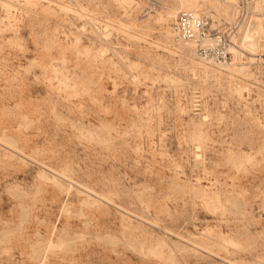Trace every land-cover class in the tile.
<instances>
[{"label": "rangeland", "instance_id": "374dc122", "mask_svg": "<svg viewBox=\"0 0 264 264\" xmlns=\"http://www.w3.org/2000/svg\"><path fill=\"white\" fill-rule=\"evenodd\" d=\"M238 1L203 0L219 66L174 39L175 0H0V264H264V39Z\"/></svg>", "mask_w": 264, "mask_h": 264}, {"label": "built area", "instance_id": "2783aa9c", "mask_svg": "<svg viewBox=\"0 0 264 264\" xmlns=\"http://www.w3.org/2000/svg\"><path fill=\"white\" fill-rule=\"evenodd\" d=\"M174 18L172 31L177 41L191 44L195 53L209 63L219 66L229 63L228 34L218 29L211 16L181 10Z\"/></svg>", "mask_w": 264, "mask_h": 264}, {"label": "bare ground", "instance_id": "6f19581e", "mask_svg": "<svg viewBox=\"0 0 264 264\" xmlns=\"http://www.w3.org/2000/svg\"><path fill=\"white\" fill-rule=\"evenodd\" d=\"M250 2L251 3L247 1V3H249L248 8L251 9V14L249 15L250 17L248 18L247 23L242 26V37L244 39L243 45L246 46L244 48H247V46L255 47L257 44H259L261 39H264V0H251ZM175 3V8L179 10H190L198 15H200L202 11L206 12L209 7L204 5L203 0H175ZM213 7L226 18H234L238 12V8H240L238 0H222V2L214 3ZM174 13L175 10L170 9V11L166 13V17L169 18ZM233 52L235 55L237 54L235 48H233ZM250 52H252V50Z\"/></svg>", "mask_w": 264, "mask_h": 264}]
</instances>
